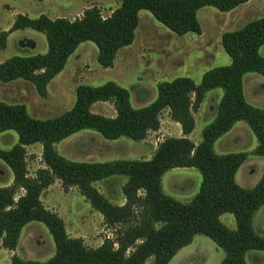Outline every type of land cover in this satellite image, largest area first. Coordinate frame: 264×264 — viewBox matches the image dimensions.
I'll return each instance as SVG.
<instances>
[{"label":"trees","instance_id":"16d2710c","mask_svg":"<svg viewBox=\"0 0 264 264\" xmlns=\"http://www.w3.org/2000/svg\"><path fill=\"white\" fill-rule=\"evenodd\" d=\"M249 1L122 0L107 18L97 7L85 10L82 17L74 20L18 15L8 31L0 32V51L7 48L11 34L26 29L43 33L48 51L44 55L14 56L1 63L0 82L23 79L47 98L49 84L82 43H94L99 64L105 69L113 68L120 50L135 41L141 11H149L178 36L201 35V9L214 7L228 13ZM221 41L231 59L229 66L208 71L199 85L189 77L163 82L158 86L156 100L146 107H133L130 92L115 82L97 88L80 85L72 109L48 120L32 117L24 104L0 103V133L15 131L19 137L11 150L0 148V160L14 174L12 185L0 187V249L15 251L24 228L32 222L47 227L56 247L55 255L46 262L14 255L12 264H147L151 259L152 264H170L198 235L210 238L224 251L220 264H247L249 251H264V236L253 228L255 215L264 207V174L255 187L243 188L237 174L249 154L218 155L214 150L221 137L245 121L259 142L253 155L264 157V109L248 103L244 93L245 75L257 73L264 77V57L260 54L264 17L225 32ZM220 88L224 94L217 115L203 130L202 142L196 145L189 138L196 128L194 114L207 93ZM97 103H112L116 116L94 113L92 107ZM165 111L180 124L182 137L165 139L149 160L87 163L68 160L57 151V144L84 130L96 131L110 141L122 137L145 141L150 132L160 129ZM35 144L43 147L46 167L32 177L26 148ZM179 168H196L202 174L200 190L188 203L168 196L163 189L164 175ZM115 176L127 177L122 190L126 199L123 206L113 204L94 186ZM56 180L61 181L66 192L78 188L115 232V238H107L101 246L92 248L82 238L71 237L64 220L42 201L44 192ZM225 214L234 216L236 230L222 223Z\"/></svg>","mask_w":264,"mask_h":264},{"label":"rangeland","instance_id":"374dc122","mask_svg":"<svg viewBox=\"0 0 264 264\" xmlns=\"http://www.w3.org/2000/svg\"><path fill=\"white\" fill-rule=\"evenodd\" d=\"M122 0H0V32L8 31L18 15L37 19L42 15L52 20L82 17L85 10L97 7L101 15L107 18L121 5ZM258 10L254 16L250 12L223 13L214 7L199 11L198 20L202 26L201 35L189 33L178 36L159 23L149 11L140 12V24L134 43L117 55L111 69L103 68L98 62L99 51L92 42L82 43L65 67L48 87L49 95L42 98L35 86L23 79L2 85L1 101L8 104H24L28 113L40 120L53 119L72 109L76 101V90L80 85L101 87L108 82H115L131 94L133 107L142 108L154 102L158 96V86L176 78L189 77L199 85L208 71L226 67L231 59L222 46V35L228 30L241 29L253 20L263 17L264 0H255ZM48 51L46 36L32 29L17 31L10 35L7 48L0 51V63L14 56L44 55ZM260 54L264 57V47ZM244 90L248 103L264 109V77L249 73L244 78ZM223 89L207 93L200 110L194 114L196 128L190 139L196 144L202 142L203 130L211 124L216 115ZM94 113L106 117H115L112 103H98L92 108ZM168 111L161 115V127L150 132L148 138L136 142L122 137L110 141L93 130L81 131L57 144L60 155L77 162H112L116 160H147L152 158L158 145L167 138H178L179 132ZM19 142L15 131L0 133V148L11 150ZM259 142L245 121L221 137L214 145L218 155L248 153L249 157L240 168L239 185L251 189L264 174V157L253 155ZM27 162L29 175L35 177L40 169L45 168L41 144L28 146ZM14 174L10 167L0 160V187L13 182ZM12 180V182H11ZM125 176H115L94 183V186L113 204H120L124 199L123 186ZM202 174L196 168H179L168 171L163 177L164 192L182 203L190 202L199 192ZM21 192L19 195H22ZM42 200L47 208L64 220L68 234L73 238H82L92 248L99 247L105 239L115 238V232L109 229L100 213L92 211L76 187L64 191L59 180L43 194ZM56 212V213H57ZM221 221L231 230L237 224L233 215L225 214ZM253 228L264 236V208L255 216ZM15 251L0 249V264H12V257L17 255L24 260L46 262L56 252L54 239L47 227L39 222L28 224ZM225 257L224 251L210 238L204 235L195 237L194 242L182 249L170 264H220ZM247 264H264V251L252 250L246 254ZM151 259L147 264H152Z\"/></svg>","mask_w":264,"mask_h":264},{"label":"crops","instance_id":"0c3cea01","mask_svg":"<svg viewBox=\"0 0 264 264\" xmlns=\"http://www.w3.org/2000/svg\"><path fill=\"white\" fill-rule=\"evenodd\" d=\"M258 10V5L256 4V2H255V0H250L248 3H246V4H244V5H242V6H240V7H238L237 9H235V10H233V11H231V12H228V13H236L237 11H240L241 13H246V11H248V12H250V14H252L253 16H254V14H256V11ZM261 14H264V13H261ZM264 17V16H263ZM260 18H262V17H260ZM257 19H259V18H257ZM253 20H256V19H253ZM253 20H251V21H253ZM251 21H249V22H251ZM249 22H247V23H249ZM247 23H245L242 27H244ZM241 27V28H242ZM236 30H238V29H235V30H228L227 32H231V31H236ZM10 37V36H9ZM8 41H9V38H8ZM80 47V46H79ZM264 47V46H263ZM262 47V48H263ZM261 48V49H262ZM79 49V48H78ZM77 49V50H78ZM261 49H260V51H261ZM1 64V63H0ZM62 73V72H61ZM245 78V77H244ZM20 80V79H19ZM19 80H16V81H19ZM53 81H55L54 79L51 81V83L53 82ZM13 82H15V81H13ZM13 82H10V83H13ZM9 83V84H10ZM51 83L49 84V86L51 85ZM2 85H8V83H2V82H0V93H2L3 91H5V89L2 87ZM48 86V87H49ZM3 90V91H2ZM48 93H49V90H48ZM244 93H245V90H244ZM49 95V94H48ZM245 97H246V95H245ZM1 100H4V99H0V103H2V102H5V101H1ZM98 104V103H97ZM96 105V104H95ZM94 105V106H95ZM93 106V107H94ZM92 107V108H93ZM261 109V108H260ZM93 111V110H92ZM98 114V113H97ZM168 115H169V111H168ZM170 117V116H169ZM170 120L172 121V119L170 118ZM174 122V121H173ZM175 123V125H176V127H177V130H178V132H179V137L178 138H181L182 137V129H181V126H180V124H178V123H176V122H174ZM238 124V123H237ZM237 124L233 127V129L237 126ZM232 129V130H233ZM231 130V131H232ZM230 131V132H231ZM193 134V133H192ZM191 134V135H192ZM191 135L189 136V138L191 137ZM149 159H151V158H149ZM149 159H147V160H149ZM240 171H241V169L239 170V172H238V174H237V182L239 183V181H238V177H239V173H240ZM11 182H12V180H11ZM13 183V182H12ZM12 183L11 184H9V185H7V186H10V185H12ZM7 186H5V187H7ZM23 192V191H22ZM124 196V195H123ZM43 201V200H42ZM44 203V202H43ZM126 203V199H125V197H124V199L122 200V203H120V204H116V205H119V206H123L124 204ZM45 205V204H44ZM47 208V207H46ZM264 208V207H263ZM262 208V209H263ZM48 209H50V210H52L53 211V208H48ZM90 209H92V211H94L93 210V208L91 207ZM262 209L256 214V215H258L259 213H261V211H262ZM57 212V211H56ZM58 213V212H57ZM255 215V216H256ZM100 219H101V221H103V217H102V215L100 214ZM22 235H23V232H22ZM22 235H21V237H22ZM20 242H21V238H20ZM20 242H19V244H20ZM103 244V243H102ZM101 244V245H102ZM100 245V246H101ZM18 247H19V245H18ZM18 249V248H17ZM13 252V251H12ZM14 253V252H13ZM21 258V257H20Z\"/></svg>","mask_w":264,"mask_h":264}]
</instances>
